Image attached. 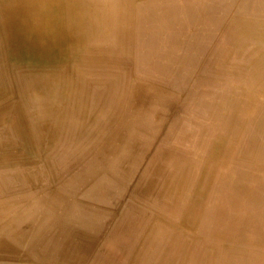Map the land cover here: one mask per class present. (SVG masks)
I'll use <instances>...</instances> for the list:
<instances>
[{"label":"bare ground","instance_id":"1","mask_svg":"<svg viewBox=\"0 0 264 264\" xmlns=\"http://www.w3.org/2000/svg\"><path fill=\"white\" fill-rule=\"evenodd\" d=\"M205 1L148 0L145 6L156 12L148 18L142 10L148 23L139 26L135 0H0V264H81L94 253L93 264H109L118 254L116 264L226 262L224 251L213 259L186 256V226L204 222L215 235L237 236L219 231L242 217L232 214V196L240 208L257 202L246 217L264 223V181H252L250 152L233 155L237 132L223 146L217 138L221 155L218 160L220 147L214 148L212 166L218 162L203 183L190 184L191 161L168 146L179 127L166 111L171 95L140 84L133 73L127 84L119 79L126 65L118 55L127 50L136 69L157 61L149 74L175 79L190 53L178 52L179 35L193 16L201 21ZM254 6L264 11V1ZM196 30L183 35L197 37ZM140 31L145 38L135 45ZM263 73L262 50L251 76ZM204 77L198 81L214 80ZM225 106L214 115L228 117ZM238 120L225 118L221 126L236 130ZM260 138L264 147V131ZM138 172L141 179L131 186ZM82 186L91 204L78 198ZM225 187L229 199L216 206ZM161 232L172 236L162 246Z\"/></svg>","mask_w":264,"mask_h":264},{"label":"rangeland","instance_id":"2","mask_svg":"<svg viewBox=\"0 0 264 264\" xmlns=\"http://www.w3.org/2000/svg\"><path fill=\"white\" fill-rule=\"evenodd\" d=\"M148 0H135L136 4L141 5L136 13L135 21L139 26H144L148 23V19L143 16L149 11L148 18L156 12V9L145 6ZM248 0H206L201 21L198 17L191 19L192 26L179 32V37L183 38L182 48L178 49L179 53H187L189 56L188 62L180 70V74L175 79H167L165 73L155 72L156 75H151L149 72L159 65H154L156 62L148 64L143 70L136 69L134 60L129 54L121 51L118 55V63L126 66H120L122 71L119 79L122 84H127L133 73V78L139 80L140 84H156L171 96L168 100L166 111L170 116V121L176 119L177 132L169 136L170 141L168 146L173 148L178 156H186L185 160L191 161V166L188 167L187 182L192 183L195 179L196 184H201L209 174V169L212 166L214 157L213 150L220 147V141L217 138H222L221 145L234 143L233 155L240 154V150L244 149V157L249 154L248 161L250 162V171L254 174L252 181H259L262 178L264 181V147L261 146V133L264 131V73L260 77H252L251 73L254 70L255 64L259 61L260 53H264V11L257 10L254 6L264 0H249L248 7L244 4ZM252 5V6H251ZM147 20V22H145ZM135 24V25H136ZM178 27V25H176ZM197 37L188 38L184 33L195 30ZM136 30H134L135 32ZM133 32H131L132 34ZM145 38L144 31H140L133 35L134 44L139 41L143 42ZM199 40V46L191 45L195 40ZM132 35L129 38L128 44H131ZM161 42V41H159ZM141 45L140 43L138 44ZM154 60L166 61L154 57ZM177 65V62H170ZM166 66H162V72H165ZM113 72L115 67L111 68ZM205 74L214 77V80L209 77L206 80L198 81L199 74ZM162 74V75H161ZM102 91L106 93L101 85ZM242 109L235 112L236 104ZM226 105V106H225ZM221 106L227 107L228 117L221 118V114L214 115ZM115 111L114 107L111 113ZM231 116H236L239 120L232 122L237 125L234 130L229 127L225 130L224 119ZM247 128V129H246ZM246 131L244 132V130ZM248 131V134H247ZM237 132L236 140L229 141L231 134ZM184 134V135H182ZM251 136V137H250ZM250 137L251 142L248 141ZM258 138V139H257ZM260 139V140H259ZM249 146V150L248 147ZM221 146V147H222ZM217 152L218 160L221 155ZM254 147L257 150L253 153ZM182 152V153H181ZM262 152V153H261ZM217 160V162H218ZM216 162V163H217ZM216 163L214 165H216ZM200 164V166H199ZM213 165V166H214ZM245 165V164H244ZM128 164L123 167L128 168ZM212 166V167H213ZM248 168V165H245ZM163 165L162 168H164ZM196 174L192 170L197 169ZM190 172V173H189ZM141 174L138 172L131 180V186L141 179ZM69 178V176H68ZM85 186L78 192V198L85 199ZM203 187H200L197 193L200 194ZM264 193V187H263ZM191 194V193H189ZM87 199L91 204L92 200ZM229 193L227 187L222 188L214 200V204L223 205L227 203ZM232 205L234 206L232 214L242 215L235 217L232 222L220 226L219 231L222 234H233L237 236L221 237L208 231L203 227H195L193 223L185 228V246H187L186 256L193 251L195 259H203L206 254L211 258H218L217 253L224 251L225 259L209 260L207 264H252L254 261L264 264V229L260 226L264 225L258 217L254 216V221L248 220L249 213L255 214L252 208H257V202L250 205L248 208H240L237 203V197L232 196ZM253 199H255L253 197ZM243 207V206H242ZM247 210V211H246ZM249 212V213H248ZM187 219V218H186ZM182 222V221H181ZM183 223V222H182ZM198 224V223H197ZM107 231H104V234ZM240 236L242 238H240ZM104 239V235L99 236L96 247L100 246ZM177 240V238H175ZM172 236L168 232H161L158 235L157 242L162 246L166 242H170ZM102 247V244H101ZM159 247V246H158ZM196 248L199 251L195 250ZM96 254V253H94ZM88 256V260L81 264H93L92 256ZM116 259H111L109 264H116ZM222 257V256H221ZM230 258V259H228Z\"/></svg>","mask_w":264,"mask_h":264}]
</instances>
